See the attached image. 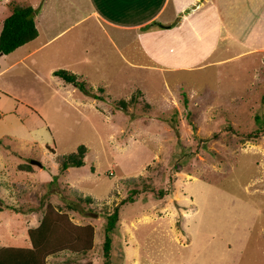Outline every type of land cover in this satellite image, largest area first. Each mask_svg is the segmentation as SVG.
<instances>
[{
  "label": "rangeland",
  "instance_id": "obj_1",
  "mask_svg": "<svg viewBox=\"0 0 264 264\" xmlns=\"http://www.w3.org/2000/svg\"><path fill=\"white\" fill-rule=\"evenodd\" d=\"M15 1H42V34L78 13L70 0ZM49 11L61 14L45 31ZM83 25L79 39L68 28L33 54L40 39L0 53V251L30 246L46 213L82 241L85 224L93 235L86 254L49 252L42 264H264V52L235 42L225 60L219 46L204 63L157 69L145 29L112 31L95 16ZM51 67L82 74L98 99L65 90ZM81 144L85 163L62 169L56 155Z\"/></svg>",
  "mask_w": 264,
  "mask_h": 264
},
{
  "label": "crops",
  "instance_id": "obj_2",
  "mask_svg": "<svg viewBox=\"0 0 264 264\" xmlns=\"http://www.w3.org/2000/svg\"><path fill=\"white\" fill-rule=\"evenodd\" d=\"M6 2L7 0H2L0 7L3 8ZM22 3L31 4L36 8L34 20L38 29L40 26L36 16L44 13V9H40L42 1L36 5L31 1ZM69 3L70 8L78 12L76 18L58 27L52 25L50 20H55L53 16L61 14L56 13L59 11H49L48 17L40 16V25L44 30L46 31L49 21L52 30L47 34H42L41 28L38 30V35L33 39L40 41H35L37 45L34 47L30 44L28 55L56 42L65 35L68 28L76 27L74 38L83 37V23L91 16L101 19L112 31L124 28L145 29L143 33L154 39V49L143 51L157 69L185 68L193 62L204 63L219 46L225 56L222 59L225 60L233 55L231 44L235 42L239 46H247L245 50L264 52V0H80L78 3L70 0ZM84 5L87 7L85 10ZM0 13L2 14L3 10ZM94 24L99 25L100 21ZM122 40L120 39L119 43L125 45ZM61 44L67 42L61 40ZM50 69L53 71L55 67ZM58 82L65 90L70 88L66 85L67 81ZM74 87L77 86L72 84L71 89Z\"/></svg>",
  "mask_w": 264,
  "mask_h": 264
},
{
  "label": "trees",
  "instance_id": "obj_3",
  "mask_svg": "<svg viewBox=\"0 0 264 264\" xmlns=\"http://www.w3.org/2000/svg\"><path fill=\"white\" fill-rule=\"evenodd\" d=\"M10 4V13L3 18L0 29V53H8L38 35V29L34 20L36 8L31 4L15 0H11ZM52 72L65 81L77 86L82 92L90 94L93 97H98V95H96L97 93H93L91 88L86 85L84 79L81 78V74L62 67L55 68ZM99 88L103 90L102 87ZM121 103L124 105L123 101H121ZM86 148V145L81 144L77 146L75 151L56 155L59 166L65 169L69 166H80L84 164ZM126 180L133 181L134 178ZM131 190L133 191L135 188ZM80 196L79 192H77V197L79 199L84 197L85 200H93L90 194ZM56 219H58L60 224L55 221ZM117 220L118 207L116 206L107 214L106 224L104 225V239L102 245L106 260L110 255L112 244L111 233ZM85 225L84 228L89 237L86 238V241H82L81 235L85 233L83 231L80 233L79 230L68 227L64 222L63 214L60 216H52L49 214L46 215L45 213L37 225L31 226L28 229L31 245L16 246L13 248L9 246V248L1 249L0 264H42L40 257L49 252L73 251L74 253L84 255L90 249L93 235V225ZM82 264H91V262L86 261Z\"/></svg>",
  "mask_w": 264,
  "mask_h": 264
},
{
  "label": "water",
  "instance_id": "obj_4",
  "mask_svg": "<svg viewBox=\"0 0 264 264\" xmlns=\"http://www.w3.org/2000/svg\"><path fill=\"white\" fill-rule=\"evenodd\" d=\"M31 162H34V163H36V164H38V165H42V163L38 160V159H31Z\"/></svg>",
  "mask_w": 264,
  "mask_h": 264
}]
</instances>
